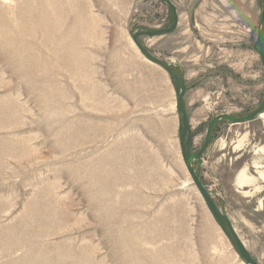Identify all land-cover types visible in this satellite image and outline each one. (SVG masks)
Masks as SVG:
<instances>
[{
    "label": "rangeland",
    "instance_id": "obj_1",
    "mask_svg": "<svg viewBox=\"0 0 264 264\" xmlns=\"http://www.w3.org/2000/svg\"><path fill=\"white\" fill-rule=\"evenodd\" d=\"M171 2L176 30L141 42L183 70L195 153L263 100L264 0ZM169 23L156 0H0V264H244L182 162L178 85L130 39ZM195 168L264 264V113L217 123Z\"/></svg>",
    "mask_w": 264,
    "mask_h": 264
},
{
    "label": "water",
    "instance_id": "obj_2",
    "mask_svg": "<svg viewBox=\"0 0 264 264\" xmlns=\"http://www.w3.org/2000/svg\"><path fill=\"white\" fill-rule=\"evenodd\" d=\"M160 3H163L167 6L170 12V23L167 27L164 28H156V29H144L138 28L134 30L130 39L138 50L140 55L147 60L148 62L158 66L162 70H164L169 76L173 78V80L178 85V94L175 103L176 110L179 112V120H178V139H179V152L182 159V162L185 166V169L188 173L190 181L197 193L201 197L203 203L211 214L212 218L220 228L221 232L228 240L230 246L236 253V255L241 259L244 264H259V262L253 257V255L249 252L240 236L237 234L230 218L224 209H221L217 206L214 199L211 197L209 191L203 184L201 180V176L198 170L195 168V163L197 161H201L202 155L206 151L210 141L212 139V133L215 125L219 123L221 120L229 121L230 123H245L252 120H255L262 113H264V97L260 104V106L251 113H248L242 117H235L228 114H220L213 117L207 127L204 141L199 148V150L195 153L188 152V145L191 139L189 119L186 112V103H185V94H186V83L185 77L183 74V70L180 68L181 72L178 74L175 71V66L171 63H168L164 60H161L155 57L151 52L146 48V46L141 42V38H153L159 37L163 35L172 34L177 26L179 21V16L177 13L176 6L171 2V0H156ZM263 44H264V5H262L260 11V17L258 21L257 35L255 42L253 44V50L258 55L260 64L264 71V52H263Z\"/></svg>",
    "mask_w": 264,
    "mask_h": 264
},
{
    "label": "bare ground",
    "instance_id": "obj_3",
    "mask_svg": "<svg viewBox=\"0 0 264 264\" xmlns=\"http://www.w3.org/2000/svg\"><path fill=\"white\" fill-rule=\"evenodd\" d=\"M47 18H49L50 19V17L49 16H47ZM48 22H50L49 20H47ZM10 235V234H9ZM39 236V235H38ZM8 237H10V236H8ZM13 237V236H12ZM4 239V238H3ZM23 240H24V238H23ZM34 241V240H33ZM14 243V242H13ZM11 245H12V243H11ZM38 247V246H37ZM13 248V247H12ZM22 248V250H23V248L24 247H21ZM21 248H20V251H21ZM8 251H10V250H8ZM14 251V250H13ZM25 251V250H24ZM3 253V252H2ZM15 253H16V251H15ZM52 253V252H51ZM51 253H48V252H43V251H41V250H39V248L38 249H34V248H32V249H30L29 250V252H28V254H27V256L25 255L24 257H27L28 258V260H26V262L25 261H23L25 264H63V260H66V259H63L62 261H61V259L59 258V251L58 252H53V254L51 255ZM24 254V253H23ZM61 254H62V252H61ZM74 254H75V252H74ZM83 254V253H82ZM9 255H11V254H9ZM66 255V254H65ZM79 255H81V254H79ZM2 256V255H1ZM62 257V256H61ZM65 257V256H64ZM26 258V259H27ZM71 260H72V258H70ZM64 263H67V262H64ZM74 263V262H73ZM6 264V263H5Z\"/></svg>",
    "mask_w": 264,
    "mask_h": 264
},
{
    "label": "flooded vegetation",
    "instance_id": "obj_4",
    "mask_svg": "<svg viewBox=\"0 0 264 264\" xmlns=\"http://www.w3.org/2000/svg\"><path fill=\"white\" fill-rule=\"evenodd\" d=\"M175 71H177V68H176V66H175Z\"/></svg>",
    "mask_w": 264,
    "mask_h": 264
}]
</instances>
